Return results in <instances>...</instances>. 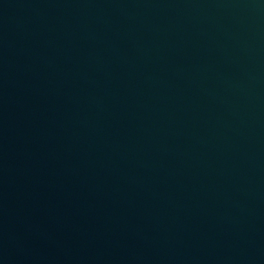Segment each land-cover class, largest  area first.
<instances>
[{
	"label": "water",
	"instance_id": "water-1",
	"mask_svg": "<svg viewBox=\"0 0 264 264\" xmlns=\"http://www.w3.org/2000/svg\"><path fill=\"white\" fill-rule=\"evenodd\" d=\"M0 264H264V0H0Z\"/></svg>",
	"mask_w": 264,
	"mask_h": 264
}]
</instances>
